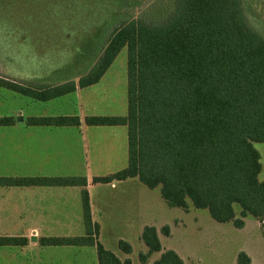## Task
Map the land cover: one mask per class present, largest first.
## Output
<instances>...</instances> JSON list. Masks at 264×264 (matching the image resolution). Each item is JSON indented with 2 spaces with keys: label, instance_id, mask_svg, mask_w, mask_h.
I'll return each mask as SVG.
<instances>
[{
  "label": "trees",
  "instance_id": "obj_1",
  "mask_svg": "<svg viewBox=\"0 0 264 264\" xmlns=\"http://www.w3.org/2000/svg\"><path fill=\"white\" fill-rule=\"evenodd\" d=\"M250 14L246 0H169L158 22L130 18L116 27L78 82L34 87L0 77V87L49 101L98 83L126 48L127 114L89 115L84 122L126 126L128 165L93 182L137 177L149 188L160 187L171 207L188 209L191 202L196 209L208 210L216 222L237 228L252 217L261 222L264 235V180L258 178L261 155L254 146L264 143V36ZM14 122V117H0V126ZM27 122L49 127L82 124L78 115L32 116ZM21 184L82 188L86 234L44 237L41 245L94 246L99 264H132L98 240L87 177L0 176V186ZM162 232L169 236V226ZM141 238L148 247L140 254L143 262L159 252L154 264H184L175 250L163 249L155 226H145ZM28 242L26 237L0 236V247ZM119 246L132 252L123 240ZM238 262L250 264L251 258L240 252Z\"/></svg>",
  "mask_w": 264,
  "mask_h": 264
},
{
  "label": "rangeland",
  "instance_id": "obj_2",
  "mask_svg": "<svg viewBox=\"0 0 264 264\" xmlns=\"http://www.w3.org/2000/svg\"><path fill=\"white\" fill-rule=\"evenodd\" d=\"M246 1L252 12L249 16L251 22L264 36V0ZM121 3L122 0H0V49L9 46V51L14 53L18 49V44H21L20 40H25L27 45H23V49L29 51L33 48L34 60L31 64L34 66V70H38L39 73H42L49 66L58 64V59L63 56L66 62L65 67L70 65L65 69H69L77 82L80 75L86 72L87 68L102 53L107 38L116 27L130 18L142 17L148 21L158 22L163 18L162 14L169 6V0H131L128 5ZM34 70L32 69V71ZM41 73L40 75H42ZM44 84L43 82L35 83V87H44L46 86ZM0 94L2 97L5 96L4 102L8 105L5 111L10 112L7 110H15L22 106L24 118L31 115H78L83 121L89 115H126L128 110L127 49H122L98 83L80 88L77 95L72 92L44 102L25 95L15 94L5 88H0ZM34 129L43 128L36 127ZM83 129L81 135L73 126L64 128V130L54 127L52 130L53 133L79 135L81 138V153L78 159L83 162L82 153L84 151H82V147H84L85 160H87L88 166L92 165L83 169L82 166L78 168L77 164H73L70 169L71 174L77 172L76 175L85 176L90 181H93L95 176L110 175L109 173L98 172L99 168L93 165L95 158L93 151H97L98 147L102 150L103 147L111 148L115 143H118V138L115 135L112 136L110 130H98L111 129L107 126L85 125ZM27 131L26 128H22L17 132L26 133ZM33 131L49 133L50 130ZM99 139L101 143L98 142ZM73 140L74 138L71 139V142ZM254 146L261 155L262 170L258 178L263 181L264 143L255 142ZM103 152H107V150ZM130 181H138L153 196L156 193L162 196L160 187L149 188L139 178ZM106 184L104 183V185ZM101 186L97 187L100 188ZM130 192H134V190L127 191L128 195ZM105 193L111 192L106 190ZM162 199H164L163 196ZM150 205L153 206L152 200H150ZM170 209L168 213L162 212L161 216L171 220V222L173 220L172 227H174V222L180 224L181 221L177 220V216L181 214L183 218L200 215L202 218L208 217L215 226L225 225L217 230L204 228L203 225L194 227V223H188L191 224V229H173V238L163 239L166 245L175 243L190 245L192 243L197 264H240L238 262L240 252H245L251 258L250 264H264V235L259 220L248 217L245 219V226L237 228L232 223L228 225L227 223H217L210 216L208 210L196 209L191 202L188 209L183 210L180 207L171 206ZM153 210L151 212L154 214L160 212L159 207H154ZM109 221L111 220L105 219L103 222V226L105 225L107 228L101 237L100 225L98 224V240L104 246L107 245L120 254L125 252L120 248L119 241L123 240L129 243L132 246V252L125 253L129 255L128 259L132 258L134 264H143L144 262L140 259L143 241L138 229L139 223H136V226L133 222L123 223V227L114 228L116 223ZM164 226L170 228L171 225H160L162 237L167 236L162 232Z\"/></svg>",
  "mask_w": 264,
  "mask_h": 264
},
{
  "label": "crops",
  "instance_id": "obj_3",
  "mask_svg": "<svg viewBox=\"0 0 264 264\" xmlns=\"http://www.w3.org/2000/svg\"><path fill=\"white\" fill-rule=\"evenodd\" d=\"M20 42L21 44H18V49L14 53L9 51V46L0 49V77L34 87L35 83L39 82L49 86L75 80L69 69H65L70 65L65 67L66 62L63 56L58 59V64L49 66L42 73L40 72L42 74L40 75L39 71L34 70V66L31 64L34 60L33 48L29 51L24 50L23 45L27 44L25 40H20ZM79 90L80 87L74 93L77 95ZM10 91L19 94L13 90ZM4 99L5 96L0 100V117H14L15 122L10 126H0V176H79L76 175L77 172L71 174L70 169L73 164H77L78 168L82 166L83 169L91 167L92 164L88 166V162L85 160L84 147H82V151H84L82 153L83 162L78 159L81 153L79 135L53 133L54 127L49 126H31L27 120L32 115L24 118L22 106L15 110L9 109L7 111L10 112H6L5 109L8 105ZM19 116H22L23 121L17 120ZM81 122L80 126H73L78 130L77 133L80 132V135L86 125L84 120ZM36 127L43 129H34ZM67 127L69 126L57 128L64 130ZM107 127L111 129L98 130H110V134L118 138V143H115L111 148L103 147L102 150L98 147L97 151H93L95 153L93 165L99 168L98 172L100 173L112 174L128 165V129L126 126ZM22 128H26L28 131L26 133L17 132ZM33 130L50 131L49 133H40ZM72 138H74V143L71 142ZM100 141L99 139L98 142L101 143ZM104 150L107 152H103ZM133 179L116 180L106 185L94 183L88 179L87 189L90 195L92 219L100 225V237L107 228L105 225L103 226L105 219H110L109 222L116 223L114 228L123 227V223L133 222L135 226L136 223H139L140 237L145 226L153 225L159 231L164 249L175 250L184 260V264H197L192 243L190 245L177 243L166 245L163 239L173 238V229H191V224L188 223H194V227L203 225L204 228L217 230L225 225L215 226L208 217L202 218L197 213L199 216L186 218H183L182 214L177 216V220L181 221L180 224L182 225L174 222V227H172L173 220L171 222V220L161 216L162 212L168 213L171 210L162 196L157 193L153 196L138 181H130ZM97 186L101 187L98 188ZM106 190L111 193H105ZM129 190H134V192H130L128 195L127 191ZM150 200L153 202L152 207ZM154 207L160 208L158 214L151 212ZM164 224L171 225L170 236L162 237L160 225ZM0 228V236L26 237L29 240L28 244L23 247H0V264H99L97 249L94 246H44L40 244V239L44 237H78L86 234L82 188L79 186L46 184L0 186ZM105 247L113 251L121 260L129 258L128 254H120L107 245ZM141 247L142 252H148V247L144 241ZM160 255L159 252L158 254L153 253L148 261L143 264H154ZM131 261L134 264L132 258Z\"/></svg>",
  "mask_w": 264,
  "mask_h": 264
},
{
  "label": "water",
  "instance_id": "obj_4",
  "mask_svg": "<svg viewBox=\"0 0 264 264\" xmlns=\"http://www.w3.org/2000/svg\"><path fill=\"white\" fill-rule=\"evenodd\" d=\"M19 119L22 120L23 119L22 116H20Z\"/></svg>",
  "mask_w": 264,
  "mask_h": 264
}]
</instances>
